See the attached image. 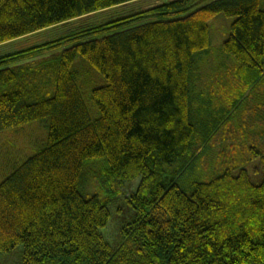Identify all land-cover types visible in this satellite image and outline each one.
<instances>
[{"label":"trees","instance_id":"obj_1","mask_svg":"<svg viewBox=\"0 0 264 264\" xmlns=\"http://www.w3.org/2000/svg\"><path fill=\"white\" fill-rule=\"evenodd\" d=\"M140 1L0 0V45L63 27L0 55V253L22 245L21 264H264V0ZM218 14L234 20L214 46ZM79 56L103 85L84 91ZM33 121L48 127L34 151L1 140ZM92 158L106 163L103 199L78 190ZM135 179L124 193L135 216L113 247L108 203Z\"/></svg>","mask_w":264,"mask_h":264},{"label":"rangeland","instance_id":"obj_2","mask_svg":"<svg viewBox=\"0 0 264 264\" xmlns=\"http://www.w3.org/2000/svg\"><path fill=\"white\" fill-rule=\"evenodd\" d=\"M163 0H141L138 6L142 8L151 7ZM116 17L114 10L113 15L104 14L101 15L99 21H106L108 19ZM88 18V17H86ZM234 19L232 17H225L222 14H218L213 18V24H211L210 40L212 45L219 46L228 37V29L231 22ZM78 21V20H77ZM63 27H55L49 30H44L26 37H21L17 40L11 41L0 45V55L8 52H14L19 49L26 48L33 44H40L45 40L53 37L55 33L61 32ZM74 66L79 68V77L89 76L87 87L84 91L89 90L88 88L98 87L105 83L103 76L98 70L93 68L84 58L81 56L77 57L74 62ZM86 70V71H85ZM33 123V124H31ZM30 124L25 125V130L18 131L14 134L13 131L2 136L1 140L5 141L6 138H11L13 141L20 143L22 146L28 144L29 147L34 151L33 145L37 142L40 146L47 140L48 127L44 125V122L33 121ZM9 135V136H8ZM30 142L31 144L27 143ZM105 160L103 158H92L85 162L81 169V176L78 181V190L84 196H91L97 194L100 199H103L107 195L106 189L108 187L105 180V175L103 174V169L105 167ZM250 173V179L254 183H259L262 180L261 169H248ZM4 169H0V180L4 176ZM138 183V179L132 180V182L126 183L124 188L121 189V194H114L110 197V202L108 203V209L110 212V217L107 225L103 228L102 232L105 235L107 241L113 246L117 247L121 242V230L123 226L129 223L135 216V211L126 201L124 193H128L134 188ZM23 255L22 245H17L9 252L0 253V264H21Z\"/></svg>","mask_w":264,"mask_h":264}]
</instances>
